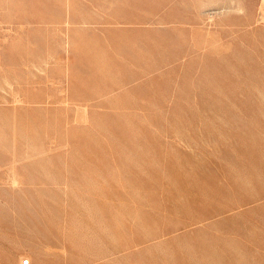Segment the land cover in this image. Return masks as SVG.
Wrapping results in <instances>:
<instances>
[{
	"label": "rangeland",
	"instance_id": "1",
	"mask_svg": "<svg viewBox=\"0 0 264 264\" xmlns=\"http://www.w3.org/2000/svg\"><path fill=\"white\" fill-rule=\"evenodd\" d=\"M264 264V0H0V264Z\"/></svg>",
	"mask_w": 264,
	"mask_h": 264
},
{
	"label": "built area",
	"instance_id": "2",
	"mask_svg": "<svg viewBox=\"0 0 264 264\" xmlns=\"http://www.w3.org/2000/svg\"><path fill=\"white\" fill-rule=\"evenodd\" d=\"M23 264H31V262L27 260V261H24Z\"/></svg>",
	"mask_w": 264,
	"mask_h": 264
},
{
	"label": "bare ground",
	"instance_id": "3",
	"mask_svg": "<svg viewBox=\"0 0 264 264\" xmlns=\"http://www.w3.org/2000/svg\"><path fill=\"white\" fill-rule=\"evenodd\" d=\"M25 260H23V262H24Z\"/></svg>",
	"mask_w": 264,
	"mask_h": 264
}]
</instances>
